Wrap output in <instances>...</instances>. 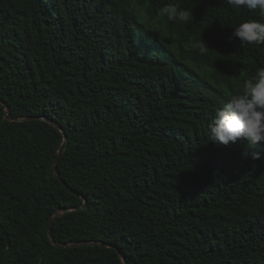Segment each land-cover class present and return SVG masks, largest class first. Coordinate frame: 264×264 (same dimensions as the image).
Here are the masks:
<instances>
[{"label":"trees","instance_id":"1","mask_svg":"<svg viewBox=\"0 0 264 264\" xmlns=\"http://www.w3.org/2000/svg\"><path fill=\"white\" fill-rule=\"evenodd\" d=\"M169 3L193 19L160 16ZM249 20L264 15L227 0H0V264H124L53 242H108L127 264H264V143L209 139L264 66V45L229 39Z\"/></svg>","mask_w":264,"mask_h":264},{"label":"clouds","instance_id":"2","mask_svg":"<svg viewBox=\"0 0 264 264\" xmlns=\"http://www.w3.org/2000/svg\"><path fill=\"white\" fill-rule=\"evenodd\" d=\"M233 8L245 7L249 11L259 9L264 15V0H227ZM159 15L168 21L188 22L193 12L178 4L164 5ZM238 38L243 45H264V23L249 20L234 29L230 40ZM201 54L209 48L202 41L198 45ZM209 139L214 144L229 146L237 141H247L250 145L264 143V66L258 67L251 78L242 82V91L231 94L224 106L218 109L209 127ZM251 158L258 160V153Z\"/></svg>","mask_w":264,"mask_h":264},{"label":"water","instance_id":"3","mask_svg":"<svg viewBox=\"0 0 264 264\" xmlns=\"http://www.w3.org/2000/svg\"><path fill=\"white\" fill-rule=\"evenodd\" d=\"M0 103L1 104H4V102L0 99ZM6 110H7V114H6V119L7 120H12L11 118H10V116H9V112H10V107L9 106H7L6 107ZM39 119H43V120H46V121H49L48 119H46V118H41V117H28V118H25V119H23V120H20V121H24V120H39ZM51 124H53V125H55V126H57L54 122H50ZM60 130H61V132L65 135V130L64 129H61L59 126H57ZM65 139H67L66 138V136H65ZM60 158H61V155H57L56 156V158H55V160H54V162H53V168H54V171H55V173H56V175H57V177L62 181V183L65 185V187L66 188H68L70 191H72L71 189H70V187L61 179V177H60V175H59V173H58V163H59V160H60ZM72 192H74V191H72ZM75 194H77L76 192H74ZM88 207V201L87 200H85V202H84V204L80 207V208H82V209H84V208H87ZM76 209V208H75ZM72 210H74V209H68L66 212H60V213H58L57 215H55L54 217H52L50 220H49V223H48V235H49V237H50V239L53 241V233H52V225H53V222L56 220V219H58V218H60V217H62L63 215H65L66 213H68V212H70V211H72ZM54 243V245H56L57 247H77V246H95V245H100V246H103V247H107V248H113V249H116V250H118V252H119V254H120V257L122 258V261H123V263L124 264H127V259L124 257V255L121 253V251L118 249V247L117 246H115V245H113V244H111V243H108V242H102V243H74V244H71V245H60V244H58V243H56V242H53Z\"/></svg>","mask_w":264,"mask_h":264}]
</instances>
